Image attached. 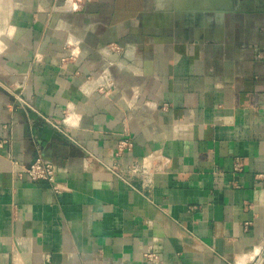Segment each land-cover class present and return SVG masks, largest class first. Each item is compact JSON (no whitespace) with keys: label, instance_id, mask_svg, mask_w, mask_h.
Segmentation results:
<instances>
[{"label":"crops","instance_id":"0c3cea01","mask_svg":"<svg viewBox=\"0 0 264 264\" xmlns=\"http://www.w3.org/2000/svg\"><path fill=\"white\" fill-rule=\"evenodd\" d=\"M0 142V264H264V0H0Z\"/></svg>","mask_w":264,"mask_h":264},{"label":"built area","instance_id":"2783aa9c","mask_svg":"<svg viewBox=\"0 0 264 264\" xmlns=\"http://www.w3.org/2000/svg\"><path fill=\"white\" fill-rule=\"evenodd\" d=\"M87 2L88 0H69V4L73 12L81 11L83 9V6ZM112 49L118 51L117 48L113 47ZM3 89L12 96L13 102L18 108L24 111H33L32 106L25 99H23L22 94L20 92L19 93L15 92L9 87H4V86ZM43 121L46 124V126H48L52 131L56 132L59 135L61 134L65 137L67 136L68 132L65 129H63L60 125L52 122L48 118H44ZM2 144L3 142H0V147L2 146ZM130 147H131V143L129 141L127 140L121 141L117 145V150L118 152H121L124 149H128ZM13 165L15 166L16 164L13 163ZM241 171H242L241 161L240 159H235L233 163L232 174L236 176ZM23 173L30 179V181L46 182L47 184H49V186L54 192L56 193L60 192V189L56 186L54 167L50 163L43 162L38 159L34 163H32L29 167L23 169ZM261 256L264 258V250ZM143 258L146 264H160L158 256L154 253H146L144 254Z\"/></svg>","mask_w":264,"mask_h":264},{"label":"water","instance_id":"95a60500","mask_svg":"<svg viewBox=\"0 0 264 264\" xmlns=\"http://www.w3.org/2000/svg\"><path fill=\"white\" fill-rule=\"evenodd\" d=\"M212 7V6H211ZM218 7V6H217ZM216 7H212V8H210V9H215Z\"/></svg>","mask_w":264,"mask_h":264}]
</instances>
